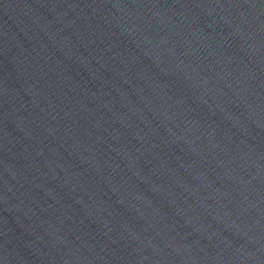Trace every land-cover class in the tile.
Segmentation results:
<instances>
[{"label":"water","instance_id":"water-1","mask_svg":"<svg viewBox=\"0 0 264 264\" xmlns=\"http://www.w3.org/2000/svg\"><path fill=\"white\" fill-rule=\"evenodd\" d=\"M0 264H264V0H0Z\"/></svg>","mask_w":264,"mask_h":264}]
</instances>
